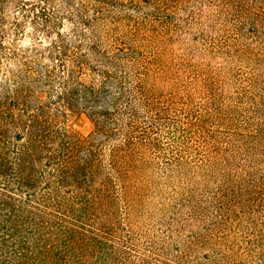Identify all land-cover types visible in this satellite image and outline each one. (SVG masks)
I'll use <instances>...</instances> for the list:
<instances>
[{"label": "trees", "instance_id": "obj_1", "mask_svg": "<svg viewBox=\"0 0 264 264\" xmlns=\"http://www.w3.org/2000/svg\"><path fill=\"white\" fill-rule=\"evenodd\" d=\"M115 1L0 0V264H264V0Z\"/></svg>", "mask_w": 264, "mask_h": 264}, {"label": "rangeland", "instance_id": "obj_2", "mask_svg": "<svg viewBox=\"0 0 264 264\" xmlns=\"http://www.w3.org/2000/svg\"><path fill=\"white\" fill-rule=\"evenodd\" d=\"M75 7L79 6V0H74ZM116 5L113 7H110V12L113 13V21H101L94 23L92 25L93 31L96 34V39L99 43H101L103 46H107L106 44V37H115L117 33H121L126 28H135L138 29L139 32L145 33L149 32L150 29L157 27V23L155 21L160 20L161 14L165 15L163 12L156 11L153 8L147 6L144 4L143 0H116L114 2ZM176 5V4H173ZM91 12H88V15H90ZM101 14H99L100 16ZM130 16L131 19H135V21H127L124 20L123 17ZM159 23H162L159 21ZM79 28H86L87 26L83 27L84 25L80 22L77 23ZM70 25L69 22L65 21L64 28ZM206 37L205 40L209 43H215L220 40V34L213 29H209L206 31ZM204 40V41H205ZM26 42L28 40H25ZM180 45L177 44L175 47H179ZM214 65H217V67H221L222 59L217 58L213 62ZM234 70H236L234 78L239 79L241 77H244L245 79L247 76H250L251 73H254L256 70L255 65L247 62H243L240 60H237L233 63ZM193 85V84H192ZM196 102L201 101V99L198 97L195 99ZM140 108V107H139ZM148 114L147 112L140 108L139 109V117L142 120H148L147 118ZM73 127L82 135H88L92 129H93V123L90 117L83 111L79 112L72 121ZM162 140H164L166 143L169 141L168 138L164 135L161 137Z\"/></svg>", "mask_w": 264, "mask_h": 264}]
</instances>
